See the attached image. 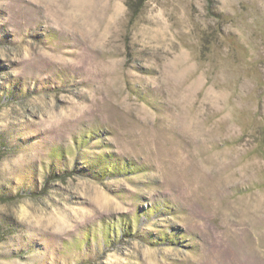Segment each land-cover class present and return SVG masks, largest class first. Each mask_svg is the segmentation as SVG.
Segmentation results:
<instances>
[{
	"label": "rangeland",
	"instance_id": "1",
	"mask_svg": "<svg viewBox=\"0 0 264 264\" xmlns=\"http://www.w3.org/2000/svg\"><path fill=\"white\" fill-rule=\"evenodd\" d=\"M0 264H264V0H0Z\"/></svg>",
	"mask_w": 264,
	"mask_h": 264
}]
</instances>
